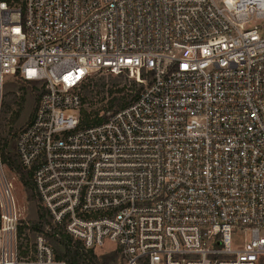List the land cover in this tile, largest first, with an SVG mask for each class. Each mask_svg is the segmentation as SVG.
Here are the masks:
<instances>
[{
	"label": "built area",
	"instance_id": "built-area-1",
	"mask_svg": "<svg viewBox=\"0 0 264 264\" xmlns=\"http://www.w3.org/2000/svg\"><path fill=\"white\" fill-rule=\"evenodd\" d=\"M98 72L145 87L80 128ZM16 78L44 87L21 163L87 249L109 242L122 264H264V0H0V264H69L20 230L2 156Z\"/></svg>",
	"mask_w": 264,
	"mask_h": 264
},
{
	"label": "trees",
	"instance_id": "trees-1",
	"mask_svg": "<svg viewBox=\"0 0 264 264\" xmlns=\"http://www.w3.org/2000/svg\"><path fill=\"white\" fill-rule=\"evenodd\" d=\"M14 87L23 89L26 96H28L27 98H30L31 102H33V109L29 122L21 128H12L8 136L3 138L2 148L3 160L8 165L9 169L18 176L19 181L25 188L28 200L36 201V217L29 221L22 220L20 225L21 232L28 229L33 235H43L54 249L57 258L66 260L69 264H122L119 250L115 249L113 252L97 255L93 249H87L81 240L70 235L66 231L64 223L55 222L50 211L43 205L33 180V169H27L21 163L16 140L20 132L35 118L37 106L44 91V87L40 81L24 80L21 78H16ZM144 87L145 86L140 87L129 99L126 98V96L116 97L114 104L117 106L113 107L114 105L112 104L111 107L102 114L101 110H103V108H99L96 110L93 117L90 115L81 117L79 127L86 128L103 122L108 117L109 112L116 111L133 103L139 97ZM90 91L91 90L87 89V85L83 86V95L84 92L88 93ZM11 96H13V98H10ZM15 97V94H10L9 99L5 100L6 110L12 108L10 102L13 101Z\"/></svg>",
	"mask_w": 264,
	"mask_h": 264
},
{
	"label": "rangeland",
	"instance_id": "rangeland-1",
	"mask_svg": "<svg viewBox=\"0 0 264 264\" xmlns=\"http://www.w3.org/2000/svg\"><path fill=\"white\" fill-rule=\"evenodd\" d=\"M14 83H16V80L11 79L5 87L7 99H9L10 94H15L17 97V92H22L24 95L22 101L19 100L17 105L15 102L16 97L10 102L13 114L9 111L8 115H6L7 119H11L4 123L3 138L8 136L12 128H21L26 125L32 114L33 102H31L30 98H27L28 96H26L23 89L14 87ZM84 85H87V89L91 91L88 93L84 92V106L81 109V117L87 115L93 117L94 113L99 108H103V110H101L102 114L104 111L108 110L112 104L114 105L113 107L117 106L114 104L116 97L126 96V98L129 99L140 87L145 86V84L138 83L135 78L130 77L127 72L118 75L109 72H98L93 74ZM10 98H13V96ZM15 193L20 206L22 220L29 221L35 219L36 201L28 200L25 188L19 181L18 176L15 181ZM23 233L26 234V240H32L33 234L30 230H25ZM235 241L239 243L238 238H235ZM93 250L97 255L115 251L113 244L109 242H107L104 247Z\"/></svg>",
	"mask_w": 264,
	"mask_h": 264
}]
</instances>
